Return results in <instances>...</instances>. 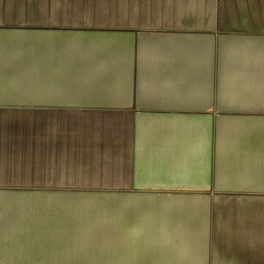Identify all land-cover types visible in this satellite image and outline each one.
<instances>
[{"label":"crops","instance_id":"crops-1","mask_svg":"<svg viewBox=\"0 0 264 264\" xmlns=\"http://www.w3.org/2000/svg\"><path fill=\"white\" fill-rule=\"evenodd\" d=\"M0 264H264V0H0Z\"/></svg>","mask_w":264,"mask_h":264},{"label":"rangeland","instance_id":"rangeland-1","mask_svg":"<svg viewBox=\"0 0 264 264\" xmlns=\"http://www.w3.org/2000/svg\"><path fill=\"white\" fill-rule=\"evenodd\" d=\"M104 7V8H103ZM92 8V9H91ZM108 6H100V7H89L91 9L90 11H87L86 8H82L81 10L78 9L76 13H73L72 15H67L70 18H74L72 20H66L62 21L57 18L48 19L50 14H47V21L40 23H35L34 21H31L29 25H37V26H46L47 29H56V28H64V27H77L80 30H107L110 29L109 27H118V28H124V20L121 13L117 12L115 14L110 13L112 9H108ZM113 11H119V10H113ZM86 16V17H85ZM21 24V23H19ZM21 25H28V23L21 24ZM130 26V25H128ZM106 247V246H102ZM106 249V248H105Z\"/></svg>","mask_w":264,"mask_h":264}]
</instances>
